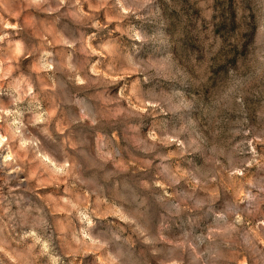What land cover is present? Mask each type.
I'll return each mask as SVG.
<instances>
[{
    "label": "rangeland",
    "instance_id": "obj_1",
    "mask_svg": "<svg viewBox=\"0 0 264 264\" xmlns=\"http://www.w3.org/2000/svg\"><path fill=\"white\" fill-rule=\"evenodd\" d=\"M0 264H264V0H0Z\"/></svg>",
    "mask_w": 264,
    "mask_h": 264
}]
</instances>
